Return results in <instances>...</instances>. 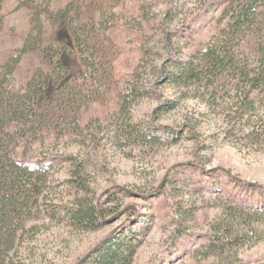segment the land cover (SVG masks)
<instances>
[{"label": "rangeland", "instance_id": "374dc122", "mask_svg": "<svg viewBox=\"0 0 264 264\" xmlns=\"http://www.w3.org/2000/svg\"><path fill=\"white\" fill-rule=\"evenodd\" d=\"M228 2L2 1L0 264H94L116 229L133 264H264V89L243 113L201 54ZM256 41L226 48L253 65Z\"/></svg>", "mask_w": 264, "mask_h": 264}, {"label": "trees", "instance_id": "16d2710c", "mask_svg": "<svg viewBox=\"0 0 264 264\" xmlns=\"http://www.w3.org/2000/svg\"><path fill=\"white\" fill-rule=\"evenodd\" d=\"M3 0H0V8ZM223 15L228 18L225 28L220 30L213 38L212 46H207L201 53L207 56L210 66L220 72L233 70L234 76L240 85H236L235 99L242 112L255 108L256 94L264 89V0H229L227 6L223 10ZM2 26V16L0 14V30ZM247 32H252L256 36V52L257 60L253 65L240 64L233 53L228 50L227 43L230 40L242 39ZM192 64L181 67L177 71V75L185 80L199 78V71L191 68ZM0 109V131L5 132L4 127L7 122L12 119H1ZM244 185L256 186L255 183L243 182ZM1 191V188H0ZM10 197H5L7 200ZM3 204L2 212H5L6 206ZM73 215L80 222L91 225L95 222L103 220L104 213L95 204L75 205L72 209ZM113 211V210H112ZM111 212V211H110ZM114 212V211H113ZM254 234V229L249 230ZM131 233V230L129 231ZM125 233L116 229L91 250L95 255L94 264H133V255L137 247V238L134 234ZM255 236V235H254ZM252 237H249L251 241ZM248 239V238H247ZM260 239L259 236L256 240Z\"/></svg>", "mask_w": 264, "mask_h": 264}]
</instances>
